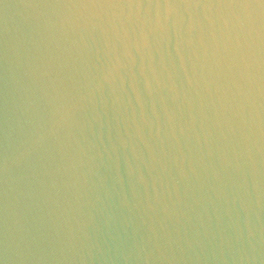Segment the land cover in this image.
Listing matches in <instances>:
<instances>
[{
    "label": "water",
    "instance_id": "1",
    "mask_svg": "<svg viewBox=\"0 0 264 264\" xmlns=\"http://www.w3.org/2000/svg\"><path fill=\"white\" fill-rule=\"evenodd\" d=\"M0 264H264V0H0Z\"/></svg>",
    "mask_w": 264,
    "mask_h": 264
}]
</instances>
